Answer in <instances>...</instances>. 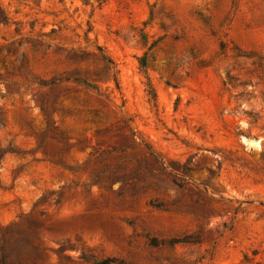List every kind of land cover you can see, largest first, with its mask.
<instances>
[{
    "label": "rangeland",
    "instance_id": "374dc122",
    "mask_svg": "<svg viewBox=\"0 0 264 264\" xmlns=\"http://www.w3.org/2000/svg\"><path fill=\"white\" fill-rule=\"evenodd\" d=\"M107 258L264 264V0H0V264Z\"/></svg>",
    "mask_w": 264,
    "mask_h": 264
},
{
    "label": "trees",
    "instance_id": "16d2710c",
    "mask_svg": "<svg viewBox=\"0 0 264 264\" xmlns=\"http://www.w3.org/2000/svg\"><path fill=\"white\" fill-rule=\"evenodd\" d=\"M101 56H102V59L107 63L109 69L113 70L115 68V63L113 62V60L108 55H106L105 53H103ZM117 74H118V72L115 71L114 74H113V81L116 84V88L119 89L120 84H119V81H118ZM114 262H115L114 259L107 258V259L99 262L98 264H114ZM120 264H122V263H120Z\"/></svg>",
    "mask_w": 264,
    "mask_h": 264
}]
</instances>
